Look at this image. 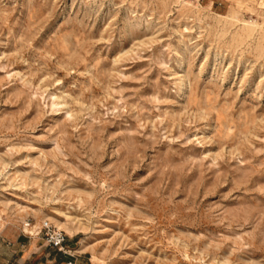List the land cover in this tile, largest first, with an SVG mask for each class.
<instances>
[{
  "label": "rangeland",
  "instance_id": "1",
  "mask_svg": "<svg viewBox=\"0 0 264 264\" xmlns=\"http://www.w3.org/2000/svg\"><path fill=\"white\" fill-rule=\"evenodd\" d=\"M43 220L82 264H264V0H0V232Z\"/></svg>",
  "mask_w": 264,
  "mask_h": 264
},
{
  "label": "crops",
  "instance_id": "2",
  "mask_svg": "<svg viewBox=\"0 0 264 264\" xmlns=\"http://www.w3.org/2000/svg\"><path fill=\"white\" fill-rule=\"evenodd\" d=\"M210 3L214 2L210 1ZM66 242L65 239L63 246L66 253L63 254L45 245L44 242L27 245L18 235L11 237L7 233L0 232V264H66L67 261L82 264L75 256V247L68 246ZM38 250L41 252H37Z\"/></svg>",
  "mask_w": 264,
  "mask_h": 264
},
{
  "label": "built area",
  "instance_id": "3",
  "mask_svg": "<svg viewBox=\"0 0 264 264\" xmlns=\"http://www.w3.org/2000/svg\"><path fill=\"white\" fill-rule=\"evenodd\" d=\"M25 227L31 228L28 222L24 223ZM36 233L40 234L43 242L45 245L55 249L58 252H61L63 254L66 253V250L64 249V242L66 239V235L62 230H59L57 228H54L49 222L46 220L41 221L38 227H32V230ZM28 233H30L28 231ZM66 264H74L72 261H67Z\"/></svg>",
  "mask_w": 264,
  "mask_h": 264
}]
</instances>
